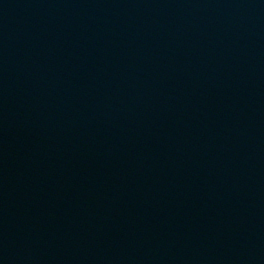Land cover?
Instances as JSON below:
<instances>
[{"label": "water", "instance_id": "obj_1", "mask_svg": "<svg viewBox=\"0 0 264 264\" xmlns=\"http://www.w3.org/2000/svg\"><path fill=\"white\" fill-rule=\"evenodd\" d=\"M0 264H264V0H0Z\"/></svg>", "mask_w": 264, "mask_h": 264}]
</instances>
